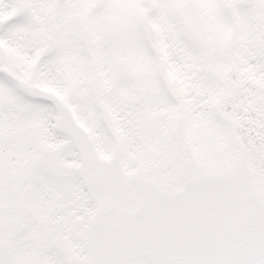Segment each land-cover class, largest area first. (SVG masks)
<instances>
[{"label": "snow or ice", "instance_id": "1", "mask_svg": "<svg viewBox=\"0 0 264 264\" xmlns=\"http://www.w3.org/2000/svg\"><path fill=\"white\" fill-rule=\"evenodd\" d=\"M0 264H264V0H0Z\"/></svg>", "mask_w": 264, "mask_h": 264}]
</instances>
